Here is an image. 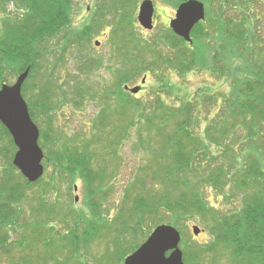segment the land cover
<instances>
[{
	"label": "trees",
	"instance_id": "16d2710c",
	"mask_svg": "<svg viewBox=\"0 0 264 264\" xmlns=\"http://www.w3.org/2000/svg\"><path fill=\"white\" fill-rule=\"evenodd\" d=\"M114 1L120 5L131 3L130 0ZM201 1L205 4L206 15L191 30V48L171 29L165 37L171 46L181 44L176 56L181 59L187 52L191 64L196 63L195 51L200 45L203 50L207 44L208 51L212 52L210 57L223 63L220 66L222 79L231 77L228 91L222 93L226 96L219 117L213 118L211 122L214 124L206 127L205 135L208 136L205 137L212 147L209 149L202 140L188 132V114L169 122L178 111L166 105L161 93L141 108L143 100H129L127 91L122 90L117 121H110V115L114 113H109V106H106L95 119L96 127L91 136H77L73 138L72 146L67 140L59 150L51 151L57 172L66 175L71 184L80 179L84 190L91 196L85 201L90 214L77 211V219L83 218L87 225L79 236L69 224L62 231L56 229V220L67 223L68 216L75 218L70 209L68 214L63 212L59 198H56L57 179L51 177L50 183H44L42 175L34 182L27 181L11 163L9 156L16 147L0 123L1 145L5 140L10 145L0 148L7 158V165L0 169V264L2 259L5 264H81L78 258L74 263L72 259L78 244L85 247L88 239L95 237L98 229L94 225H97L96 221L100 222L98 218L101 216L98 214V192L104 193L103 181H110L116 172L106 166L105 159L102 158L99 161L102 165L97 166L93 158L107 149L106 155L111 160L117 156L120 159L119 151L124 141L131 142L133 150L150 153L151 159L144 166L140 165L137 175L131 172V181L122 191L126 200L130 198L131 205L120 229L115 225L119 232L115 244L120 243L125 229L135 231L128 223L131 220L137 222V226L146 217L149 218L148 224L165 222L174 225L191 217L201 227L207 222L212 237L210 243L203 246L186 245L182 250L185 264H217L223 255L228 258L227 264H264V0ZM15 6L20 10L18 14L7 19L0 17V85L6 83L8 75H17L29 67L21 91L27 101L36 95L38 105L30 100L31 107L30 104L28 107L34 119L39 111L49 109L50 93L55 94L59 89L54 85L58 60L54 56L61 53L49 47L48 41L69 24L74 3L73 0H15ZM100 11L99 8L98 13L92 14L91 21L77 29L82 37L89 38L98 24H103ZM123 30L121 36L131 43L135 38L132 32ZM229 50L237 60H232L230 55L221 60ZM140 51L145 54L147 50L143 48L136 54L139 55ZM144 54L136 59L140 67L147 70L150 65L146 64L148 59ZM225 66H228L226 72ZM232 69L234 74L230 73ZM88 93L87 88L78 86L74 101L77 104L83 102ZM215 126L218 135H213ZM211 129L213 134H209ZM237 140L244 144L241 146L243 163L237 170L227 171L230 161L237 160L231 144ZM148 178L159 184V190L144 187ZM33 187L35 189L31 192ZM210 192L215 201L226 197L223 213H218L212 206L208 198ZM49 193L54 194L53 197ZM231 197H235L236 203L235 206L231 203L228 208ZM26 203H29L28 207ZM115 222L114 219L111 224L101 225L107 229ZM127 252L122 250L121 257Z\"/></svg>",
	"mask_w": 264,
	"mask_h": 264
},
{
	"label": "rangeland",
	"instance_id": "374dc122",
	"mask_svg": "<svg viewBox=\"0 0 264 264\" xmlns=\"http://www.w3.org/2000/svg\"><path fill=\"white\" fill-rule=\"evenodd\" d=\"M141 1L130 0L131 3L128 5H120V3L118 5L114 0H73L74 9L70 15L69 24L59 30V33L55 34L51 41H48L49 47H52L56 53H61V55L54 56L55 59H58L54 69V85H58L59 89L55 94L50 93L49 109L44 112L39 111L34 118L35 120H32L39 129L38 143L44 154L42 159L44 167L43 182L50 183L51 177L57 179L55 184L57 189L55 191L58 197L56 198H59V203L65 214H68L67 211L70 209L72 215L75 216L72 219L68 216L67 223L56 220V229L59 231L66 229L65 226L69 224L77 235H81L87 225L83 218L77 219V211L90 214L85 201L86 199L89 200L91 196H88L86 190H84L80 179H76L71 184L66 175H60L57 172L58 167L55 165V159L51 151L59 150V147L67 140L71 141L70 145L72 146V140L77 136H80V138L91 136L96 127L94 124L95 119L100 110L106 106H109L107 110L109 113H114L110 115V121H117V112H121L120 106L123 99L121 91L124 90V85L129 87L141 85L138 93L125 92L129 100L138 102L143 100L140 105L141 108L145 103L147 104L156 96L158 97V93H161L166 105H169L171 109L177 108L174 110L178 111L170 117L169 122L176 121L180 115L188 114L190 120L188 132L202 140L203 144H206L209 149L212 147L205 137L208 136L205 135L206 127L214 124L211 122L213 118L219 117L226 96L222 93L228 91L231 77L225 76L222 79L220 66L223 63L216 62L210 57L212 52L208 51L207 44L206 47L203 46V50H201L200 45V48L195 51V54H197L196 63L191 64L192 59L187 52L181 59L176 56L178 54L177 49L181 44L175 47L171 46L165 37L168 29H170L169 20L175 16L178 4L175 0H152L154 13L153 28L150 30L141 27L137 22L138 6ZM99 8L101 11L103 9L104 12H99L103 16V24H98L89 38L82 37L81 32L77 29H81L88 21H91L92 14L98 13ZM19 12L20 10L15 6V0H0V17L5 16V19H7L8 16H15ZM105 26L109 27L105 28ZM123 29L130 30L135 37L131 39V43H128V40L121 36L124 33ZM121 30L122 32H120ZM76 31L79 33L78 35H76ZM191 37L193 38L192 34ZM98 41L99 44L96 45ZM134 44H136V47L133 46ZM188 46L190 47V44ZM143 48L147 50L145 54L140 51L137 55L138 50ZM143 54L148 59L146 64L150 65L147 70L143 66L140 67V62L136 59V57H142ZM227 55L231 56L230 50L225 52L221 60L224 57H230ZM128 56H131L130 61ZM231 58L237 60L234 54ZM201 64L203 67H200ZM227 68L228 66H225L224 72ZM234 71L232 69L230 73L234 74ZM16 77L17 75H8L6 84H12ZM143 78L145 80L141 84ZM78 86L85 90L87 88L89 93L87 96L85 95L86 98L83 102L77 104L74 100ZM31 91L35 92L36 90ZM35 97L36 95L27 101L28 99L23 96L28 107L30 100L37 104L38 101ZM119 121L121 125L122 117L119 118ZM213 131L214 134L212 129L209 134L218 135L217 126L214 127ZM132 137L134 138V135ZM232 140H234V136ZM82 141L84 142V140H78L80 143ZM231 144L234 147L237 160L234 158L230 161L227 171H235L243 163L241 159L243 142L237 140L234 144ZM4 145L10 147L7 140L2 145L0 142V148ZM242 145L243 147H241ZM106 150L100 151L101 154L98 153L93 161L97 162V166H101L102 164L99 161L103 158V160H106V166L116 169V172L113 173L110 181H103L101 188L104 193L98 192V214L101 216L98 218L100 222H95L98 226L94 225L98 229L94 233L95 237L89 238L85 247L83 244H78L77 253L75 258L72 259L73 263L78 258L81 264H123L125 257L137 249L156 226L153 223L148 224V217L145 220H140V226H137L138 223L131 220L128 223H131L135 231L125 229L120 243L115 244L116 236H119L117 229H120L122 223L125 222L128 214L127 209L131 205L130 198L127 197L128 200H126V196L123 195L122 191L127 183L131 181V172L137 175L140 172V165L144 166L146 161L151 159V155L140 149L133 150L132 143L129 141L121 143L120 159L117 156L111 160L106 155L108 152ZM15 151L16 149L11 151V156H9L11 160ZM6 165L7 158L0 151V169ZM69 186H77V189H68ZM144 187L158 190L160 188L157 182L149 178L145 179ZM34 189L35 187L30 191L32 192ZM228 189L229 186L226 190ZM221 194L223 195V193ZM48 195L53 197L54 194L49 193ZM208 198L215 210H218V213H223L226 197H220L215 201V197L210 192ZM229 201L228 208H230L231 203H234L235 206V197H231ZM28 204L26 203L27 207ZM165 218L169 217L165 216ZM114 219L116 222L112 226H108L107 229L101 225L111 224ZM170 225L176 227L180 233L179 248L181 250L186 245L203 246L210 243L212 229L208 227L207 222L201 227V224L190 217V219ZM193 225L198 226L200 230L197 234L192 231ZM125 249L129 252L121 257V252ZM204 259L209 261L208 257ZM2 260L1 264H5L4 259ZM227 261V256L223 255L218 258L217 264H227Z\"/></svg>",
	"mask_w": 264,
	"mask_h": 264
},
{
	"label": "water",
	"instance_id": "95a60500",
	"mask_svg": "<svg viewBox=\"0 0 264 264\" xmlns=\"http://www.w3.org/2000/svg\"><path fill=\"white\" fill-rule=\"evenodd\" d=\"M153 12L152 0H142L138 6L137 21L143 28H152ZM204 17L205 6L202 1L184 0L177 5L175 16L169 21V27L174 34L191 44V30ZM28 72L29 67H26L12 84L0 85V122L8 130L16 146L12 157L13 166L27 181L34 182L43 174L44 155L38 144L39 129L29 114L27 103L21 92ZM144 80L143 78L141 83ZM123 88L135 94L140 86L124 85ZM76 189L77 187L74 186V190ZM192 231L197 234L200 230L198 226L193 225ZM179 242L180 233L174 226L159 224L137 249L125 257L123 264H184Z\"/></svg>",
	"mask_w": 264,
	"mask_h": 264
}]
</instances>
